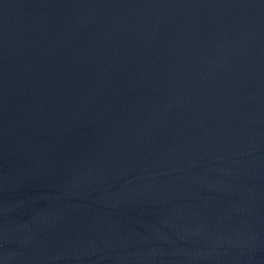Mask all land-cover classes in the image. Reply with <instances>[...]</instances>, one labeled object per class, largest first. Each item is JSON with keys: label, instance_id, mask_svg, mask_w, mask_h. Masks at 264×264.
<instances>
[{"label": "water", "instance_id": "1", "mask_svg": "<svg viewBox=\"0 0 264 264\" xmlns=\"http://www.w3.org/2000/svg\"><path fill=\"white\" fill-rule=\"evenodd\" d=\"M0 264H264V0H0Z\"/></svg>", "mask_w": 264, "mask_h": 264}]
</instances>
